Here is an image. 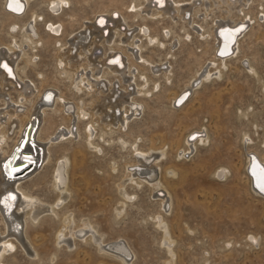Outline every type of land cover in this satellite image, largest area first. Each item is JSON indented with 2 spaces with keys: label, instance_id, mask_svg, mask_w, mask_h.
I'll return each mask as SVG.
<instances>
[{
  "label": "rangeland",
  "instance_id": "obj_1",
  "mask_svg": "<svg viewBox=\"0 0 264 264\" xmlns=\"http://www.w3.org/2000/svg\"><path fill=\"white\" fill-rule=\"evenodd\" d=\"M48 1L29 0L20 13L22 16L14 19L22 26L32 20L33 10L39 15L34 23L38 32L36 47L22 50L16 47L21 41L19 29L8 30V12L0 0V49L10 52L12 48L17 64L16 86L6 87V96L0 98V119L4 122L6 114L13 116L15 112L18 116L30 113L29 104L21 101L24 86L33 90V103L40 98L45 100L49 93L53 95L36 128L42 145L37 142L35 146L44 152L45 119L51 117L49 135L54 140L46 148L49 159H39L32 173L21 181V187L56 211L43 212L36 221L26 215L25 225H16L30 243L28 249L37 255H30L26 247L15 241L4 264H122L117 257L100 253L89 238L92 232L77 231L76 236L70 237L66 230L57 238L61 216L70 213L77 223L88 219L93 228L90 229L102 234L106 247L116 240L125 241L132 251L127 257L132 259L130 264H164L167 255L165 246L159 244L161 232L155 221L146 219L159 209V199L152 196L150 184L143 181L138 187L128 183L126 189L132 199L123 215L118 218L115 214L121 198L116 185L127 165L134 163L135 136L142 150L165 146L167 151L160 160V170L151 176L160 177L172 194L173 205L163 216L176 240L178 264H264V198L253 191L247 171L248 155H264V0H239L245 6L241 13L238 8L232 9L231 16L236 20L244 18L238 23L246 26L236 36L239 43L233 45L232 54L225 57L227 65H221L222 75H215L219 72L217 65L211 67L214 76L198 80L183 101L186 105L182 102L176 107L175 95L196 73L203 74L215 59L216 42L211 33L219 20L227 19L226 5L213 0H163L160 8L150 14L141 10L142 5L135 6V0H69L57 11L48 6ZM175 9L185 10V19ZM101 17L106 20L104 36L97 40L96 49L87 54L101 59L115 50L113 56L120 55L121 71L127 72V78L132 76L131 80L107 68L95 74L92 67L82 64L76 70L58 57L63 47L70 46L72 38L83 36L86 26ZM52 23L61 26L58 32L49 30ZM89 41L84 43L89 45ZM84 54V50L71 49L73 57ZM250 65L255 72L248 69ZM73 76L84 77L79 82L80 89ZM17 82L22 85L19 87ZM109 89L115 90V94L108 93ZM138 90L142 92L134 94V98L143 105L140 112L132 116L129 106L121 114L115 110L117 117L125 118L128 111L131 118L125 126H106L102 116L92 111L81 113L82 106L92 109L99 103L108 105L110 101L115 103L122 91ZM109 95L114 98H108ZM107 108L109 116L103 120L110 122L114 112ZM242 111L247 115H241ZM197 130L203 138L209 136V140L198 143L188 157H183L188 134ZM244 132L248 133L247 138L243 137ZM15 137L12 134L8 139V149ZM120 139L128 141L125 148ZM91 142L96 148L90 147ZM78 151L81 152L75 160ZM60 160L68 162L70 192L64 203L53 187V170ZM114 160L117 166L111 170ZM223 166L228 173L222 180L215 176V171ZM169 168L176 170L177 175L169 177ZM16 203L18 198L11 214L17 212ZM20 211L22 214L23 210ZM252 234L259 238L255 243ZM70 238V245L63 241ZM52 253L54 261L50 260Z\"/></svg>",
  "mask_w": 264,
  "mask_h": 264
},
{
  "label": "bare ground",
  "instance_id": "obj_2",
  "mask_svg": "<svg viewBox=\"0 0 264 264\" xmlns=\"http://www.w3.org/2000/svg\"><path fill=\"white\" fill-rule=\"evenodd\" d=\"M2 1H3L4 8L8 12L6 19L10 20V22L8 23L9 24L8 30L11 27L13 28V30L19 29V33L21 35V41H20V43L16 41L18 43V44L16 43V47L18 46L22 50L24 47L35 48L36 43H37L35 40L36 39L35 37L38 35V32H37V29H36L34 23L39 17L37 12L35 10H33L31 13V16H30V18L32 20L29 21V23L25 22L22 26L17 25V22L14 20V19L22 16V15H20V13H22L24 11L25 5L28 4L29 0H2ZM68 1L69 0H49L48 6L49 7L52 6V10L57 11L58 9L61 8L63 3L66 4ZM219 1L222 2L221 4H224L227 6L228 17L225 20H219L217 22L214 30H212L213 32L211 33V34L214 33L213 36H214L215 42H216L215 59L212 60L213 62L210 61L209 67L206 69L205 72H203V74L200 75V74L196 73L195 76H193V78L183 87V89L175 95V98H174L175 107L182 103V101H181L180 103L176 104V100L180 97V95L182 93H184V90L185 91L189 90L192 86H194L196 84V82H199L200 80L203 81L205 79H209L210 77L214 76L212 74V70L210 69L211 67H214L217 65L216 69L217 70L219 69V72L215 75H219V76L222 75L223 71L221 70V65L226 66L227 65L226 64L227 59L225 57H229V55L232 54V52H231L230 54L225 55V52H226L227 48L229 47L231 41L233 40V37H234L233 31L232 32L231 31L221 32L219 30L221 28H224L225 26L234 27L235 25H237V23L239 21H244V18L241 20L240 19H238V20L234 19L231 16V12H232L231 10L232 9L234 10V8H236V9L238 8L237 10L241 13L242 6H245V4L241 3L239 0H213V2H215V3H218ZM238 1H239V3H237ZM136 3H138V5H142L141 10L143 12L150 13V12H152L153 9L160 8V6L163 3V0H160V1H158V0H135L134 1L135 6H136ZM19 5H22V7H23L21 11L19 10L20 13L17 12ZM184 11H182V10L180 11V10L175 9L176 14L182 18H184V15H185ZM186 11H187V9H186ZM108 17H111V16H108ZM245 18H246V16H245ZM105 21L106 20L104 18H102V19H98L94 23L88 24L82 33L83 36H76V37L72 38L73 40L70 42V46L67 47V49H65L63 47V49H62L63 51L59 54L60 56H58V57H60V60H66L69 63V65L72 66L73 68H75L76 70L80 65L85 64L86 66H88L90 68L92 67L95 74H100L102 72V68H107L109 70V72L118 73L121 75L122 78L131 80V79H133L132 76L127 78V76H128V75H126L127 72L121 71V65H123L122 58L120 57L119 58L120 60L118 62H115V61H113L115 59L110 58V57H113L115 50L111 49L107 54H105V58H101V59H97V58L95 59L93 57L94 54L93 55L87 54L88 50L94 51L96 49L97 40L101 39L104 36L103 35V26H104ZM111 21H113V20L111 19ZM118 22L113 21V23L116 25L119 24ZM240 23H242V22H240ZM49 28H50L49 30H51L53 32H58V30L61 28V26L58 25L57 23L56 24L52 23V24H50ZM243 30L240 31L239 34H241L243 32ZM106 32H107V30H106ZM209 36H210V33H209ZM81 38H83L82 42L80 41ZM86 39L88 41L90 40L89 45H86V43H84V40H86ZM126 39H125V42L128 43V45L130 46L129 42ZM238 40L239 39H237V37H236L233 45L235 44L236 41H237L236 44H238L239 43ZM72 47H76L79 50L80 49L84 50L86 52V54L82 55V57H73L71 55ZM9 50H10V52L9 51L6 52V50L3 51L0 49V86L2 87V88H0V98L6 96V90H7L6 87L14 88L16 86L15 84L17 81V74L14 70V65L15 66L17 65L15 63L16 59L14 60L13 53L11 52L12 48H9ZM12 51H14V50H12ZM232 51H233V49H232ZM234 51H235V48H234ZM15 53H17V52L15 51ZM22 54L25 55L24 51ZM17 59H19V58H17ZM27 62L30 63V59H28ZM4 64L9 66V68L11 69L12 74H13V78L10 77L8 72L5 70ZM209 69H210V71H209ZM248 69L250 71H252V73L255 72L254 67L252 65H250ZM129 75H130V73H129ZM73 81L76 84V87L78 89H80L81 87L79 86V82L81 83V81H84V77L79 79V78H76L73 76ZM95 83H97V81ZM18 85L20 87L22 84L18 83ZM101 89H104V88H101ZM104 90H106V89H104ZM110 92H113L115 94V90L109 89L108 93H110ZM137 92H142V91L141 90L134 91V92L122 91L121 95L118 97V99L116 101H113L115 103H112V101H110L108 105H105V103H99L96 107H94L92 109L82 106V107H80L81 113L83 115H86L88 112L92 111V112H94V114H98L99 117L102 116L101 120L105 123L106 126H115V125L116 126L117 125L125 126V124L128 122V120H130V118H131V116H129V114H128V111H127V117L125 118L122 115L120 117H117L115 110L117 109L119 111V113L121 114L123 111H125V107L129 106L130 110L132 111V113H131L132 116L136 115V113L138 111L140 112V107H142L143 105H142V103H140L138 100H136L134 98V94H136ZM33 93H34L33 90L29 86H24V88L21 92L22 103H27L30 106V109H29L30 113L29 114L26 113L25 115L18 116L19 114H17V112H15L13 116L6 114L4 117L5 121L3 120L4 122H2V120L0 119V220L2 223V229L0 227V264H4V259H5L6 255L10 254L14 250L15 241L20 242L21 245H23V247H26L27 251H30L29 252L30 255H35V256L37 255L35 253L36 251L31 252L33 250V249H31V247H32L31 245H30L31 250L28 249L29 248L28 245L30 243L27 242L26 238L23 235V232L18 231L19 227L16 226L19 222L20 223L22 222V224L25 225L26 215H28L29 218L32 219L33 221H36L37 219H39L38 217L43 212L49 211L53 214L56 213L54 207L47 206V205L43 204L39 199L31 197L30 194H28L21 187V181L23 180V178L27 177L28 175H30V173H32V171L36 168L38 160L42 159L44 162V161L49 159V153L50 152H48L46 148H47L48 143L51 142V140H54V138H52V136L49 135V133H50L49 130L52 126L51 117L47 116V119H45L47 121V124L44 127V130L46 131V133H45L44 139L42 140V141H45L44 149H43L45 151L43 152L42 150H40V148H37L35 146L37 142H38L37 144L42 145L41 142L39 141V140H41L40 139L41 137L38 136V132H36L37 131L36 128H38V124H37L38 118L42 115L43 108L47 105V103L52 101L53 95H51V93H49L46 95L45 100L40 98V100H38L37 103L36 102L33 103L32 99H31V96L33 95ZM105 93H107V92H105ZM112 95H109L108 98H111ZM99 97H102V96L99 95ZM104 98H102V102L105 100ZM113 98L114 97H112V99ZM100 100H101V98H100ZM183 100H185V99H183ZM186 103L187 102H185L184 105H186ZM184 105L182 106V108L184 107ZM106 107H108L109 109H112L114 112L113 115L110 116L111 117L110 122L103 120V117L109 116L108 112H106L108 110H105ZM32 114H35V116L31 117ZM241 115L246 116L247 115L246 111H242ZM28 125H30V128H29L28 132H26V128ZM193 132H199V133H195V135L191 136L190 139H189V136H190L189 134H191V132L188 134V138L185 140V148L183 149V157H188V155L191 152H193L192 150L197 147L198 143L204 144L206 141L209 140V136H207L206 138H203L204 135L202 136V134H200L201 133L200 130L193 131ZM12 134L16 135L17 138L15 137L16 138L15 143L13 144V146L11 148L9 147V149H8L7 148V142H8V139L10 140ZM247 135H248V133H246V132L243 133V137L247 138L246 137ZM60 136L61 135L56 136V137L59 138ZM196 136H197L198 140H197V138H195ZM88 138H90V137H88ZM134 138H135V140L133 142V144H135V146H134L135 147L134 148V153H135L134 163L127 165V169L123 175V178L116 185L117 186V192L121 196L120 201H119V207H117L115 209L116 217L119 218L121 215L124 214V210H125L127 202L129 200L131 201V199H132L131 194L128 193V191L126 189V185L128 183H131V184L134 183L136 186H138L143 181L148 182L150 184V187H151L152 196H154V198L156 197L159 199V205H158L159 209L155 213L148 215V217L146 219L150 218L153 221H155V226L161 232L159 244L162 246L163 245L165 246L166 255H167V258H166L164 264H178L176 261L178 252L176 253L175 246H174L176 240L172 236V233H171L172 229L170 230L169 224H168L166 218L163 216V212L169 213V210L173 205L172 194H171L169 188L167 187L166 183L163 182L162 179H159L160 177L158 179H156L155 175L151 176L153 173L158 172L160 170V168H161L160 167V160L164 156L166 157L167 151L165 150V146L162 148L152 147V148H150V150H146V151L142 150L138 147L137 137L135 136ZM192 138H195L196 142L194 141L195 139L192 140ZM245 140H247V139H245ZM120 142H121V146L124 148H125V146L128 145V141H125L124 139H120ZM262 143H264V141ZM131 146H133V145H131ZM90 147L96 148V146L94 144H92V142L90 144ZM80 152L81 151H78V153H76V156H74L75 160L78 158L77 154H79ZM248 157H249V161H248L247 171L249 173L248 169L250 166V173L248 175V176H250V181H249L250 185H252V179L254 178V180H256V184L258 185V189H256L253 185H252V189L257 195L264 198V194H263L264 177L262 176V173L259 172V170H257L256 165H254L253 163L250 165L252 158L249 155H248ZM255 157L256 158L258 157L257 160L259 161L260 164H262V166H264V155H258L256 153ZM75 164H77V161ZM67 166H68L67 161H61L55 165L54 170H53V187L57 191H59V193H60L59 201L61 203L65 202V200L68 197L69 192H70L69 187H68ZM73 166H76V165H73ZM116 166H117V161H115V160L112 161L111 167H110L111 170L116 169ZM29 168H32V169L29 172H27L26 174L20 175L21 173L28 170ZM137 168L139 170H135ZM227 173H228V168L223 166L221 168L219 167L217 169V171H215V176H217L219 179H222V178L224 179L225 177L227 178ZM166 174L169 177H174L177 175V171L169 168L168 170H166ZM257 177H258V179L261 180L262 186H260V183L257 180ZM159 192H164V193H159ZM17 198H18V203H16L17 204V212H13L11 214L10 212L14 208L15 201ZM21 209L23 210L22 214H20ZM90 228H92V224L88 219L83 218L80 221V223H77L75 221V219L73 218L72 213L64 214L61 216V225H60L59 233H58V235L57 234L56 235H57V238H59L60 235L65 234L66 230H68L70 237L71 236L74 237V235L76 236L77 231L78 232L89 231V233L92 232L91 236L89 238L92 239L93 242L97 245L98 249L100 250V253L106 252L107 254H111L114 257H117L122 264H130L129 261H131L132 259L127 260L128 259L127 257L130 258V256L132 255V251L125 241H122L121 239L116 240V241L112 242L111 244H108V247H106V244L104 243L102 234L100 232L94 233L92 231L93 228L92 229H90ZM187 229L191 230L190 228H187ZM258 239L259 238L257 237V235H253V234L251 235V240H255L254 243L256 241H258ZM63 241H66L67 244L70 245L71 238L70 239H64ZM57 242H60V241H57ZM35 256H34V258H35ZM54 257H55V253H52L50 256V260H53Z\"/></svg>",
  "mask_w": 264,
  "mask_h": 264
},
{
  "label": "water",
  "instance_id": "obj_3",
  "mask_svg": "<svg viewBox=\"0 0 264 264\" xmlns=\"http://www.w3.org/2000/svg\"><path fill=\"white\" fill-rule=\"evenodd\" d=\"M19 8H18V11L17 12H19L20 13V11L22 10V5H19L18 6ZM9 9V8H8ZM20 10V11H19ZM103 17H101V18H99V19H102ZM245 28V25L244 24H237V25H235L234 27H228V26H225L224 28H221L219 31H221V32H224V31H233V34H234V37H233V40L231 41V43H230V45H229V47L227 48V50H226V52H225V55H227V54H230L231 52H232V46H233V43H234V41H235V39H236V36L240 33V31H242L243 29ZM223 34V33H222ZM220 50V49H219ZM219 52V51H218ZM120 56L119 55H116L114 58H112V59H115V60H113V61H115V62H118L120 59ZM4 66H6L5 67V70L8 72V74H9V76L10 77H12L13 78V74H12V71H11V69L9 68V66H7V65H5L4 64ZM188 94H189V90H186V91H184V93H182V95L176 100V104L177 103H180L181 101H184L183 99H185L187 96H188ZM29 128H30V125H28L27 126V128H26V132H28V130H29ZM195 135V133H191V136H194ZM251 163H250V165L253 163L254 165H256L257 166V170H259V172H261L262 173V176L264 177V166H262V164H260L259 163V161L257 160V158L253 155V154H251ZM33 168V167H32ZM32 168H29L28 170H26V171H24L23 173H21L20 175H23V174H26L27 172H29ZM249 173H250V166H249ZM19 175V176H20ZM257 180L259 181V183H260V186H262V184H261V180L260 179H258V177H257ZM252 185L256 188V189H258V185L256 184V180H254V178L252 179ZM260 191V190H259ZM262 192V191H261ZM263 194H264V191H263Z\"/></svg>",
  "mask_w": 264,
  "mask_h": 264
},
{
  "label": "snow or ice",
  "instance_id": "obj_4",
  "mask_svg": "<svg viewBox=\"0 0 264 264\" xmlns=\"http://www.w3.org/2000/svg\"><path fill=\"white\" fill-rule=\"evenodd\" d=\"M6 67V66H5Z\"/></svg>",
  "mask_w": 264,
  "mask_h": 264
}]
</instances>
